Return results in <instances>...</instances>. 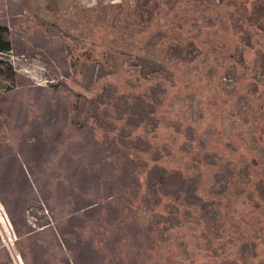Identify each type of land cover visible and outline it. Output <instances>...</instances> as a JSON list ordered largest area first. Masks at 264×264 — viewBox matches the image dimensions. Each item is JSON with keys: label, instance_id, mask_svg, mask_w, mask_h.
I'll return each instance as SVG.
<instances>
[{"label": "rangeland", "instance_id": "1", "mask_svg": "<svg viewBox=\"0 0 264 264\" xmlns=\"http://www.w3.org/2000/svg\"><path fill=\"white\" fill-rule=\"evenodd\" d=\"M245 1L0 0V264H264Z\"/></svg>", "mask_w": 264, "mask_h": 264}, {"label": "trees", "instance_id": "2", "mask_svg": "<svg viewBox=\"0 0 264 264\" xmlns=\"http://www.w3.org/2000/svg\"><path fill=\"white\" fill-rule=\"evenodd\" d=\"M247 2H251L252 6L251 9L248 11L246 10L245 12H241L238 14L236 17H232L234 24L233 27L238 31L241 40H243L245 43H249V38L251 36L250 30L247 27H244L242 24L246 23L247 26L254 25L258 26L261 28H264V0H246L242 5H247ZM240 11V8H237ZM230 15L233 16V11H230ZM4 30L5 28L0 26V52H9L12 49V45L10 41L6 40L4 37ZM231 55V54H230ZM257 63L259 62V66L262 68V73L264 74V53H258V58H257ZM198 155V154H197ZM253 166H257V160L252 159ZM253 176H257V171L253 173ZM240 184L239 179L237 178V171L233 174V176L230 179V186L227 188V192L229 193H235L234 195L238 196L236 192H239L238 188L235 190L233 188V184ZM236 192H234V191ZM225 192V193H227ZM228 193V194H229ZM236 198L235 196L232 195L230 196V199ZM258 207V204H256ZM255 230H257L256 233L262 231L261 226H256L255 225Z\"/></svg>", "mask_w": 264, "mask_h": 264}]
</instances>
